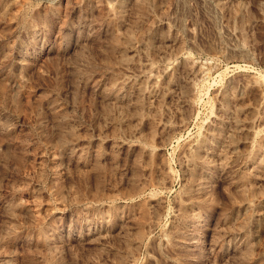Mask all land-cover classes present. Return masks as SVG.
Here are the masks:
<instances>
[{"label":"rangeland","instance_id":"1","mask_svg":"<svg viewBox=\"0 0 264 264\" xmlns=\"http://www.w3.org/2000/svg\"><path fill=\"white\" fill-rule=\"evenodd\" d=\"M0 264H264V0H0Z\"/></svg>","mask_w":264,"mask_h":264},{"label":"bare ground","instance_id":"2","mask_svg":"<svg viewBox=\"0 0 264 264\" xmlns=\"http://www.w3.org/2000/svg\"><path fill=\"white\" fill-rule=\"evenodd\" d=\"M127 32V31H126ZM129 36H130V34H129ZM128 36V37H129ZM127 37V39H126V41H125V43L124 44H126L127 46H125L126 48L128 47V45H129V43H130V37L128 38ZM138 65V64H137ZM170 80V79H169ZM191 81V80H190ZM184 82V81H183ZM116 91H117V88H116ZM230 91V90H229ZM181 92V91H180ZM136 108V107H135ZM216 123V122H215ZM251 124V123H250ZM215 134V133H214ZM219 135V134H218ZM222 136V135H221ZM213 139V138H212ZM225 140V139H224ZM211 144V143H210ZM212 146V145H211ZM220 146V145H219ZM197 147V146H196ZM200 155V154H199ZM202 155H203V153H202ZM190 159V158H189ZM207 160V159H206ZM248 194V193H247ZM247 209V208H246ZM249 211V210H248ZM247 213V212H246ZM249 213V212H248ZM250 214H248L247 216H249ZM254 249V248H253Z\"/></svg>","mask_w":264,"mask_h":264}]
</instances>
